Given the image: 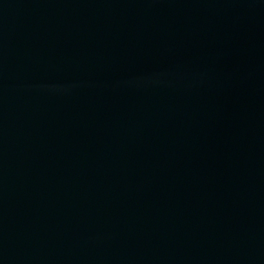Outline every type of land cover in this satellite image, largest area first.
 Returning <instances> with one entry per match:
<instances>
[{"label":"water","instance_id":"95a60500","mask_svg":"<svg viewBox=\"0 0 264 264\" xmlns=\"http://www.w3.org/2000/svg\"><path fill=\"white\" fill-rule=\"evenodd\" d=\"M0 264H264V0H0Z\"/></svg>","mask_w":264,"mask_h":264}]
</instances>
